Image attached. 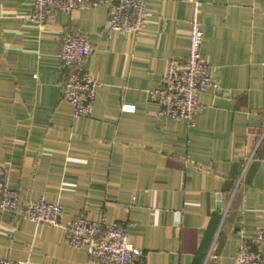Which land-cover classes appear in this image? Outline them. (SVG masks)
Segmentation results:
<instances>
[{"label":"crops","instance_id":"1","mask_svg":"<svg viewBox=\"0 0 264 264\" xmlns=\"http://www.w3.org/2000/svg\"><path fill=\"white\" fill-rule=\"evenodd\" d=\"M146 3V27L127 36L106 30L108 4L39 26L32 0H0V164L20 202L63 210L60 227L0 211V257L101 264L66 242L86 216L126 222L139 264H235L241 236L264 226V0ZM194 8L222 93L199 94L189 127L157 115L150 92L187 56ZM66 32L90 43L84 68L100 83L85 118L60 101Z\"/></svg>","mask_w":264,"mask_h":264},{"label":"built area","instance_id":"2","mask_svg":"<svg viewBox=\"0 0 264 264\" xmlns=\"http://www.w3.org/2000/svg\"><path fill=\"white\" fill-rule=\"evenodd\" d=\"M106 4L110 6L106 22L109 34L118 31L127 36L138 35L143 32L151 16L146 0H32L27 19L39 26H47L57 13L72 17L80 8H97ZM189 24L187 56L169 62L160 85L150 92V97L158 105L157 115L185 121L190 127L203 109L198 102L199 94L212 91L220 95L222 88L218 80L213 78L200 52L204 34L197 8L193 9ZM91 51L90 43L81 35L66 32L61 39L58 59L64 83L60 101L71 107L76 118L89 116L100 85L84 68ZM0 211L19 212L24 219L34 224L53 227L61 226L63 216L60 205L43 199L20 202L17 192L9 188L7 170L1 164ZM239 234L242 235L241 232ZM66 242L71 248L85 246L89 258L101 264H139L143 257L142 250L129 240L126 222L108 223L104 219L77 216L66 227ZM0 264L29 263L0 257ZM235 264H264V226L256 229L250 237L241 236Z\"/></svg>","mask_w":264,"mask_h":264}]
</instances>
